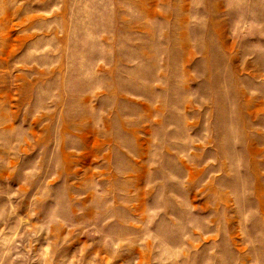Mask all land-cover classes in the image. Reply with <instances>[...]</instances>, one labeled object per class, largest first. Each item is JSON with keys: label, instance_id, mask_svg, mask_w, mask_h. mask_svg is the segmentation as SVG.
I'll return each instance as SVG.
<instances>
[{"label": "rangeland", "instance_id": "374dc122", "mask_svg": "<svg viewBox=\"0 0 264 264\" xmlns=\"http://www.w3.org/2000/svg\"><path fill=\"white\" fill-rule=\"evenodd\" d=\"M0 264H264V0H0Z\"/></svg>", "mask_w": 264, "mask_h": 264}]
</instances>
